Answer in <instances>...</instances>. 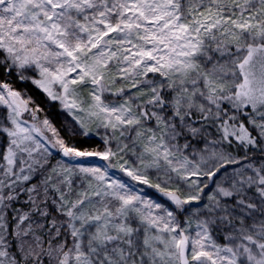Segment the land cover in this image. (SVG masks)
<instances>
[{
  "label": "snow or ice",
  "instance_id": "snow-or-ice-1",
  "mask_svg": "<svg viewBox=\"0 0 264 264\" xmlns=\"http://www.w3.org/2000/svg\"><path fill=\"white\" fill-rule=\"evenodd\" d=\"M0 264H264V0H0Z\"/></svg>",
  "mask_w": 264,
  "mask_h": 264
}]
</instances>
